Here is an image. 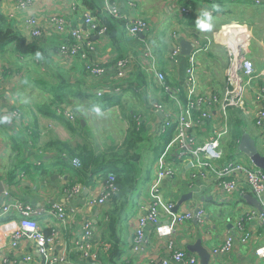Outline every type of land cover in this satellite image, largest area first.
I'll return each mask as SVG.
<instances>
[{
  "label": "crops",
  "instance_id": "1",
  "mask_svg": "<svg viewBox=\"0 0 264 264\" xmlns=\"http://www.w3.org/2000/svg\"><path fill=\"white\" fill-rule=\"evenodd\" d=\"M115 1L122 18L120 24H114L117 26L114 37H93L96 50L92 57L105 67L107 74L103 78L104 82L94 84L85 76L81 62L58 53L57 47L63 35L53 30L51 18L59 15L70 25L76 24L83 12H92L99 6L102 9V0H77L78 10L71 9L72 0H32L24 13L14 11L15 0H1L4 27L18 31L28 41H34L35 38L24 23L25 17L32 16L37 19L43 35L36 39L39 57L37 53L21 55L13 45L0 49V117L6 115L10 118L8 122L0 123V180L3 185L10 187L13 197L32 206L47 209L53 202H59L66 207L84 209L85 215L94 225L95 237L99 238L104 223L100 217L113 206L88 207L85 199L89 193L97 194L101 190L107 173L115 174L122 164H129L130 169L126 173L131 176L130 196L124 202L125 205L118 202L114 206L117 211L114 239L117 241L110 239L111 243L118 245L121 254L115 263L102 257L98 264H160L165 240L151 237L152 227L146 230L145 238L150 241L145 252H133L130 243L138 227L139 214L150 200L149 188L154 180L155 162L165 148H161L164 140L167 141L169 136V132L161 134L162 119L148 109L152 102L158 100L167 102L173 111H178L180 105L164 97L152 76L144 70L140 72L141 68L137 64V71L128 73L125 80L134 88L120 94L111 92L109 85L114 84L115 62L126 55H133L139 63L142 60V40L150 39L158 69L166 72L172 84L183 85L186 57H181L180 64L175 67L167 54L176 44L180 46L181 41L192 44L193 39H198L200 45L205 47L197 57L198 88L200 91L221 93L226 86L228 57L223 45L214 42L213 35L227 23H245L254 37L248 57L257 71H261L264 66V4L255 5L252 0H139L132 6V0ZM181 2L192 7L187 17L177 13V6ZM214 6H218V9ZM205 10L211 11L214 18L211 31H201L196 27L197 18ZM134 17L147 21L148 36L127 34L125 22ZM233 27L236 26H225L223 29L234 31ZM99 91L104 92L102 97L96 96ZM250 106L251 117L242 113L238 116L241 117V138L245 133L251 136L259 153L264 155V141L252 119V91ZM96 108H99V113L94 110ZM64 112L74 115V122L67 119ZM232 112L228 115V122L231 121ZM135 115L138 125L133 123ZM214 123L215 120L206 121L202 125L204 128L201 126L200 130L196 129V136L202 140L208 138ZM206 129L209 134L201 136ZM231 141L230 136L227 149L221 145L223 160H240L252 165L238 151V143L233 149L241 155L230 156L228 150L233 146ZM84 148L99 157V162L103 164L94 174L89 170L81 171V167L76 168L72 163L73 159H79L78 152ZM70 153L76 155L72 157ZM182 169L188 173L192 168L187 164ZM75 185L79 186V191L68 197L66 190ZM179 188L175 181L164 180L161 195L179 200L182 195L189 193L191 196L183 203L198 201L209 211L204 229L199 228L195 221H189L175 231L173 236L177 244L186 252V245L194 244L197 240L210 252L212 246L219 244L228 232L234 230L240 217L238 211L251 207L245 199L221 201L213 185L203 184L200 180H195L190 188L186 184ZM13 217V220L18 219V216ZM41 224L48 233L56 222L52 215L47 214ZM250 227L254 233L253 240L249 245H236L237 248L226 263L261 264L254 255V249L264 244V230L258 220L252 221ZM10 228L0 225L4 242L7 240L4 232ZM64 230L63 241L69 249L75 227L66 226ZM188 254L197 257L201 264L196 253ZM69 256L73 262L85 264L78 260L74 252H70ZM208 264L225 262H212L210 257Z\"/></svg>",
  "mask_w": 264,
  "mask_h": 264
},
{
  "label": "built area",
  "instance_id": "2",
  "mask_svg": "<svg viewBox=\"0 0 264 264\" xmlns=\"http://www.w3.org/2000/svg\"><path fill=\"white\" fill-rule=\"evenodd\" d=\"M138 1L132 0V6ZM252 1L255 5L264 4V0ZM31 2L32 0H15L13 9L24 13ZM76 6L77 2L72 0L71 9L77 10ZM102 11L115 19L122 18L115 0H102ZM191 12L190 4L181 2L177 6V13L182 17H187ZM79 19L76 24L70 25L59 15L51 18L53 30L63 35L58 45V53L81 62L92 81L103 79L105 67L92 57V54L96 50L93 37L96 35L106 38V25L91 12H83ZM24 23L32 37L40 38L43 35L35 17H25ZM233 25L236 26L232 29L234 31L223 29ZM124 29L130 36L146 35L149 32V24L140 17H134L125 22ZM252 38L245 23H227L214 33V42L223 45L228 57L226 86L221 93L200 91L198 88L197 57L205 48L200 45L198 39L192 40L193 47L186 57L185 80L181 89L171 87L165 73L158 69L150 39L142 40V60L139 63L133 55H126L115 62L114 84L109 85L111 92L120 94L134 88L125 80L128 73L137 71V64L141 68L140 72L144 70L152 76L154 84L163 96H168L170 101L180 105L178 111H173L169 104L159 100L152 102L148 109L162 119L161 134L169 131L170 137L155 162L154 180L149 188L150 200L139 214L138 227L131 238L130 249L133 252H145L150 240L144 237V229L151 224V237L165 240V251L160 264H199L197 257L180 247L173 235L189 221H195L199 228L204 229L209 211L203 203L194 200L187 204L181 203L177 210L173 211L178 203L177 198L161 195L162 183L167 179L175 181L178 188L182 184L190 188L195 184V180L212 184L221 201L244 200L246 195L258 201L260 208L251 205L238 211L240 217L234 230L228 232L219 244L211 247L209 254L212 262L223 260L225 264H231L226 262L237 248L236 245H249L253 240L254 233L250 227L252 221L258 220L264 230V172L240 160H223L221 149V138L229 132L228 111L236 109L251 117V91L254 101L252 119L260 129L264 141V66L261 71H257L248 57ZM181 57L183 55L178 44L167 54L168 60L175 67L180 64ZM259 80L262 82L258 83ZM103 95V91L96 93L97 97ZM63 115L74 122V115L70 112H64ZM211 120H215V123L209 137L200 140L195 134L196 129ZM72 163L76 168L81 167L79 159H73ZM187 164H190L192 169L185 173L182 167ZM77 191L79 186L75 185L67 189L66 194L70 197ZM116 191V175L107 173L101 190L97 194L89 193L85 203L88 207L101 208L108 205ZM47 214L52 215L56 222L55 227L48 233L41 224ZM13 216H18V219L13 220ZM101 220H106L105 215L102 214ZM0 225L11 227L8 232H4V235H7L5 242L0 235V264H77L69 256L70 252H74L80 262L94 264L92 261L99 257L97 251H104L108 247L103 238L95 237L94 225L85 215L84 209L66 207L59 202H53L47 209L43 206L35 207L13 197L10 187L6 185L0 193ZM72 225L75 227V234L68 249L63 241V234L65 227ZM105 231L103 228L100 233ZM254 255L259 263L264 264V244L254 249Z\"/></svg>",
  "mask_w": 264,
  "mask_h": 264
},
{
  "label": "trees",
  "instance_id": "3",
  "mask_svg": "<svg viewBox=\"0 0 264 264\" xmlns=\"http://www.w3.org/2000/svg\"><path fill=\"white\" fill-rule=\"evenodd\" d=\"M0 2H1V0H0ZM76 2H77V0H76ZM76 8L78 10L77 6H76ZM93 10L94 11H92V12L89 11V12H91V14L96 16L102 23H104L106 25V28H107L106 37L108 39H112L114 37L115 31L117 28V26H114V24L115 23L117 24V22L120 24L121 23L120 20L115 19V18L107 15L105 12L102 11L101 6H99V8L96 7ZM4 23H5V19L0 12V49H2L5 46H8V45H13L15 51L21 55L36 54V53L40 52V49L38 46V41L36 40L37 38H35L34 41H28L18 31L13 30V29L8 28V27H4ZM71 25H74V24H71ZM57 51H58V47H57ZM83 70H84L85 76L87 77V74H86L84 68H83ZM159 70L162 71L163 73H165L166 79H167V81L171 87L181 89V87H182L181 83L172 84V82L168 79L166 72L162 69H159ZM106 75L107 74L105 73L104 77ZM138 76H139V74H138ZM112 81H113V79H112ZM93 82L95 84V83H100V82H104V81L102 78H99V79H96V81L94 80ZM164 97L168 98V96H164ZM158 101H155V102H158ZM183 101H185L184 97H183ZM234 110H236V109H234ZM240 113L241 112L239 110L233 111V114H235L237 116V118L234 121L231 120L229 122V134L231 136V140H232L231 142L233 144L232 148H234L237 145L238 140L241 138V133H242L241 128H240V126H241V119L240 118L241 117L240 118L238 117V116H240ZM134 125H136V124L134 123ZM135 128H136V126H135ZM168 135L169 136H168L167 141L164 140L162 147L160 146L161 148H163V146H165L166 143L168 142L169 137H170V132L168 133ZM69 155L74 157L76 154L70 153ZM78 156H79V159L81 160V162H80L82 165L81 171L82 170H84V171L89 170V172L92 171V173L94 174V172H97V170L99 169V166L100 167L103 166L102 162H99L100 158L93 156V154L90 151L86 150L85 148L83 150H81L80 152H78ZM96 165H98V166H96ZM120 168L118 171L115 172L117 191L111 197V199L107 205V206H109V208L112 206H113V208H111L109 211L107 209L106 213L104 212L106 220L104 221L102 226H103V228L106 227V231L104 233L99 234L100 238L104 239V243L108 247L104 251L101 249L97 251L99 257L96 260L92 261L94 264L100 263V260H102V257L107 258L110 262L115 263L121 254L118 245H116V243L110 242V239L117 241L114 239L116 217H117V211L114 209V206L118 202H122V205H123L124 202L126 201L127 197L130 196L129 194L131 192V187H130L129 183H130V177L131 176H128L126 173V171L130 169L129 164H127V163L122 164ZM97 225H99V223H97Z\"/></svg>",
  "mask_w": 264,
  "mask_h": 264
},
{
  "label": "water",
  "instance_id": "4",
  "mask_svg": "<svg viewBox=\"0 0 264 264\" xmlns=\"http://www.w3.org/2000/svg\"><path fill=\"white\" fill-rule=\"evenodd\" d=\"M181 47V53L184 57H187L190 54V51L193 47V45L187 41H181L180 43ZM238 151L245 155L249 161L254 165L256 168H259L264 172V155L259 153L257 150L256 144L254 139L251 138L248 134H243L242 138L238 142L237 145ZM4 185L3 182L0 180V193L3 191ZM191 195L185 194L182 195L181 198L178 200V203L173 209V211H176L178 206L183 203L185 200H187ZM245 200L247 201L248 204L255 206L257 208H260L258 201L250 196L246 195ZM152 227L151 224H148L144 230V237H146V230L148 228ZM186 249L188 250V253H196L200 259L201 264H208L209 259H210V254L209 252L202 246L201 241L197 240L194 244H187Z\"/></svg>",
  "mask_w": 264,
  "mask_h": 264
},
{
  "label": "clouds",
  "instance_id": "5",
  "mask_svg": "<svg viewBox=\"0 0 264 264\" xmlns=\"http://www.w3.org/2000/svg\"><path fill=\"white\" fill-rule=\"evenodd\" d=\"M214 8L218 9V6H214ZM213 15L211 13V11L205 10L203 12H201L200 16L197 18L196 21V27L198 29H200L201 31H211V29L213 28ZM37 56L39 57V53H37ZM97 113H99V108L94 109ZM9 117L8 116H3L0 117V123H6L9 121Z\"/></svg>",
  "mask_w": 264,
  "mask_h": 264
},
{
  "label": "rangeland",
  "instance_id": "6",
  "mask_svg": "<svg viewBox=\"0 0 264 264\" xmlns=\"http://www.w3.org/2000/svg\"><path fill=\"white\" fill-rule=\"evenodd\" d=\"M251 42H250V47H251V44H253L254 42V37L250 40ZM219 64L220 63H218V65H217V67L219 66ZM138 76V75H137ZM172 105H173V103H172ZM231 111H236V110H234V109H232V110H229L228 111V115H229V113L231 112ZM233 113V112H232ZM232 113L230 114V116H231V120L232 121H234L236 118H237V116L235 115V114H233L232 115ZM138 117L135 115V117H134V119H133V123H135L136 125H138L137 123H138ZM229 123V122H228ZM202 128H204V127H202ZM209 134V131H207V129L205 130V131H203L202 132V134H200L201 136H203V137H205V136H207ZM200 139V138H199ZM222 140H221V145L225 148V149H227L228 148V143H227V141L230 139V135H229V132H228V134L226 135H224V136H222V138H221ZM200 140H202V139H200ZM143 153H145V148H143ZM229 154H230V156H232V157H237L240 153L238 152V153H236L235 151H234V149L232 148V147H229ZM241 155V154H240Z\"/></svg>",
  "mask_w": 264,
  "mask_h": 264
}]
</instances>
